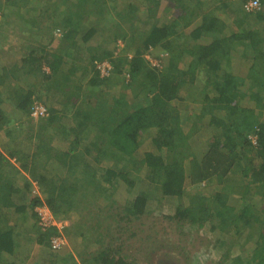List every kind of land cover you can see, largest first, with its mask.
<instances>
[{
	"label": "trees",
	"instance_id": "1",
	"mask_svg": "<svg viewBox=\"0 0 264 264\" xmlns=\"http://www.w3.org/2000/svg\"><path fill=\"white\" fill-rule=\"evenodd\" d=\"M163 1L0 0V46L11 29L30 31L20 62L0 63V264H22L11 259L21 236L47 245L56 233L25 224L43 201L28 195L33 181L57 216L75 215L65 231L81 242V264H156L174 248L188 256L189 244L152 234L151 246L142 237L137 253L123 251L139 235L134 219L168 197L177 201L164 221L216 235L223 252L212 264H264V31L250 25L264 0L256 12L232 0ZM238 60H252L248 84L232 68ZM103 61L113 64L109 76L98 73ZM20 70L28 86L6 88ZM36 100L46 108L37 120ZM205 123L225 139L212 137L201 155L194 136ZM147 140L156 150L141 149ZM214 177L224 190L195 193ZM121 184L123 204L114 198Z\"/></svg>",
	"mask_w": 264,
	"mask_h": 264
},
{
	"label": "rangeland",
	"instance_id": "2",
	"mask_svg": "<svg viewBox=\"0 0 264 264\" xmlns=\"http://www.w3.org/2000/svg\"><path fill=\"white\" fill-rule=\"evenodd\" d=\"M166 5H167V2L164 0L162 3V9H165ZM172 18H173V15L168 14V15H163L162 19H168L169 20ZM140 27L142 28V25H140ZM152 59H154V58H152ZM196 146H197V148L194 147V150L202 155V153H203V142H201V143L197 142ZM141 149L142 150H148V149L156 150L155 147L152 146L151 142H149L148 140L145 142V144L143 143V145L141 146ZM24 173H26V172H24ZM20 185H22L21 182H20ZM227 185H230V184H227ZM213 186H215V185L213 184ZM213 186H210V185L206 186L205 181H203L201 183L200 188L196 189L195 193H199V191L201 192L202 190H203V192L205 191V192L212 193L211 190L213 188H216ZM187 188H189L190 191H193L192 190L193 188L189 183H188ZM222 189H223V185H221L220 190H222ZM26 193L27 192L24 191V194H26ZM129 197H130V194L128 193L127 189L125 188V185L121 184L120 188H118L114 198L123 204L126 202V200ZM176 201H177L176 199L168 197L164 200V206L161 209H158L153 214L144 215L142 220H136L133 218L135 221H133L132 225L139 229V235L137 238H134L131 241H129V243L128 242L124 243L123 251L130 250V251L135 252L134 247H137V244H138L137 239L142 238V237H144L145 244L148 246H151V244L149 243L147 238L150 237L149 234H152L153 236L158 238L160 240V242H162L161 240H163V239H166V240L171 241V242L174 241L177 245H180V246L182 245L181 248L186 247L187 244H189V246L184 248L185 250H187V254H188L187 257L184 256V254L186 252L184 254H180L178 249H176V248H174L173 251H168V252H163L165 250H162L155 257L154 261H156V264H188L187 261H189V264H212V263H215V261H217L221 258L223 250L216 243V241H215L216 235L213 233L211 234L209 228L205 227L204 230H201L197 234V236L199 237V238H197L191 234L193 231H191L189 229V227L184 226L182 228L181 225H178L176 223H169V221H164L162 219V216H161L162 214H173L174 213ZM158 211H160V212H158ZM108 221H105V223L100 224V232H104V235H105L104 239L108 238L107 237L108 235L106 232L107 231L106 222H108ZM141 221H143L145 223L144 228H143V225L140 223ZM95 222H96V220L93 219L90 223L92 224V226L96 227ZM31 223H29V225ZM114 224L115 223H113L112 229L116 230L118 228L116 226H118V225H116V224L114 225ZM86 228L88 230V227H86ZM140 229H142V230H140ZM97 232H98V228H97ZM200 236H202L203 239L200 238ZM21 237H22V240H24V242L26 244H28L30 242L29 238L26 239V234L21 236ZM204 237L208 238L210 240L204 241V239H205ZM119 240H121V239H119ZM27 241H29V242H27ZM162 243H164V242H162ZM153 246L155 248L154 244H153ZM153 246H152V248H153ZM140 258L142 260L139 264H147L143 260V257H140ZM186 258H189V259H186ZM67 259H69V257H66L65 255H63L61 260H60V263L66 264ZM152 264H155V263H152Z\"/></svg>",
	"mask_w": 264,
	"mask_h": 264
},
{
	"label": "crops",
	"instance_id": "3",
	"mask_svg": "<svg viewBox=\"0 0 264 264\" xmlns=\"http://www.w3.org/2000/svg\"><path fill=\"white\" fill-rule=\"evenodd\" d=\"M243 0H232L230 1L229 3V6H233V7H236L238 8L239 10H244L243 9V4L245 1ZM237 10V11H239ZM263 16V15H262ZM161 17V16H160ZM254 18V19H253ZM250 25L251 26H259V28H262L263 31H264V16L263 17H257V19L255 17H252V19L250 20ZM11 33L9 34V36L7 37V39L3 40L1 46H0V63L2 65H7V66H11L15 63H19L20 62V59L22 58L23 56V52L26 51V48H25V38H29V33L30 31H24V32H21L20 33H17L15 32L14 29H11ZM161 57H162V54H161ZM252 64V60H250V62L248 63H244V62H241L240 60L238 61H235L234 65H233V69L235 70V72L241 76L244 75V78H245V83L244 84H248L250 83L251 79L246 75L249 71V68H250V65ZM43 69H45L46 71H48L47 67H44ZM22 74V71H18V74H16L17 78H20V79H15V78H12V79H7L6 80V88H9V87H16L18 86L19 84H23V81L22 80V77L20 76ZM15 79V80H14ZM25 83V82H24ZM25 86H28V84H23ZM202 86H204V83L202 84ZM17 88V87H16ZM5 92V91H4ZM6 94H9V91L6 90L5 92ZM5 95H2V96H6ZM6 98V97H5ZM198 100H196V103L194 104L193 102V108H192V104H191V110H189L190 112L192 111H195V110H198V108L200 107V105H198ZM195 105H198V106H195ZM255 107V105H252ZM2 108H5L6 110H9L11 111L12 108L8 105V104H5V102L3 103L2 105ZM221 113V112H220ZM219 113V114H220ZM18 114V113H16ZM193 115H195L194 112H192ZM192 120H195L196 116H192ZM260 120L261 121H264V113L261 114V117H260ZM191 122V120H190ZM203 128L200 130L199 134H195L196 136H194V140L201 143L203 142V150L204 152L208 149V146H209V140L212 138V137H216V135L219 136V140L221 141H224V137H222L219 133H218V130L215 128V126H213L212 124H208V123H205L203 124ZM197 145V143H196ZM195 145V147L197 148V146ZM222 150H227L226 148H221ZM234 179V176L233 175H230L228 177V180H233ZM239 178L236 177L235 180H238ZM205 183H206V186L210 185V186H213V184L215 186L213 187H219L223 184H220L217 182V180H215V177L213 179H211V182L210 180H205ZM212 187V188H213ZM75 221V215L72 216L71 218V225H73V222ZM70 225V227H71ZM68 227V228H70ZM67 228V229H68ZM68 236V244L67 246L61 250L60 252H53L51 251L50 249V245L47 244H40L36 238H33L32 240L27 241L29 242L28 244H26L24 242V240L21 239L20 242H18V244H16V250L14 251V254L13 256L11 257V259H15V260H18L20 261L22 264H61L60 263V260L62 258L63 255H69L71 254L72 256H75L77 255L76 253V250H78L79 246H80V243H76V242H73L70 240V237L69 235ZM36 247V248H35ZM165 251L163 252H168V251H173L174 249L172 250H167V249H163ZM76 260L72 257H69V259H67V263L66 264H77L76 262L78 261L79 262V258L78 256H75ZM139 263V262H137ZM79 264H81L79 262ZM84 264V263H82Z\"/></svg>",
	"mask_w": 264,
	"mask_h": 264
},
{
	"label": "clouds",
	"instance_id": "4",
	"mask_svg": "<svg viewBox=\"0 0 264 264\" xmlns=\"http://www.w3.org/2000/svg\"><path fill=\"white\" fill-rule=\"evenodd\" d=\"M154 59H156L155 57H153L152 55L150 56ZM159 60V59H157ZM97 68H98V73L100 74L101 77H105V76H109L112 72H113V64L110 63L109 61H103L102 63H97ZM129 77V73H125V78L128 79ZM37 102V100L34 102V105L35 103ZM34 105H33V109H32V112L34 110ZM32 112H31V116L33 117V119L37 120L39 119L40 117H35L32 115ZM254 136H257L256 134H252ZM250 135V137L252 136ZM28 195L31 196V197H39L40 199H42V204H39L38 206H36V208L34 209V215H35V219L33 220V218H30L28 222H34L36 221L38 227L41 229V231H48L49 229L51 228H54L56 230V233L53 234L51 237H50V240H49V245H50V249L51 251L53 252H60L61 250H63L67 244H68V236L66 235V229L68 227H70L71 225V218L73 216L72 212L71 213H64L62 216H57L53 210L50 208V206L46 203V201H44V197H43V194L42 192L39 190V187L37 185L36 182L33 181L32 185H31V188L29 189V192H28ZM47 208L51 214L53 215V218L58 222V223H61L62 224V227H60L58 224H55V225H51L49 226L48 228H43L40 224V221H41V216L39 214V211L38 209L39 208ZM95 219V218H94ZM101 219V218H98V220ZM104 223V222H103ZM102 223V224H103ZM26 225H29L28 223H25ZM59 236H62L65 240V243L63 244V246L59 249H53L52 247V240L55 238V237H59ZM138 241V244H137V247L138 245L142 242L140 241V239H137ZM134 246V245H133ZM137 247H134V248H137ZM129 252H133V251H130V250H127ZM134 253H137L136 251ZM139 256V255H138ZM186 256V255H185ZM140 257V256H139ZM187 257V256H186ZM137 261H135L134 264H139V263H136ZM141 262V261H140ZM187 263L189 264V261H187Z\"/></svg>",
	"mask_w": 264,
	"mask_h": 264
},
{
	"label": "built area",
	"instance_id": "5",
	"mask_svg": "<svg viewBox=\"0 0 264 264\" xmlns=\"http://www.w3.org/2000/svg\"><path fill=\"white\" fill-rule=\"evenodd\" d=\"M261 7V1L260 0H245L243 4V8L247 12H256ZM0 19H1V13H0ZM150 59L151 64L160 66V62L157 59H152L150 56L148 57ZM46 114V108L45 105L41 102H36L34 105V110L32 112V115L35 117H41ZM253 143H256L257 136L252 135L251 136ZM39 214L41 216L40 224L43 228H48L51 225L58 224L60 227H62L61 223H58L54 218L51 212L43 207L38 209ZM65 243V240L62 236L55 237L52 240V247L53 249H59L63 246Z\"/></svg>",
	"mask_w": 264,
	"mask_h": 264
}]
</instances>
